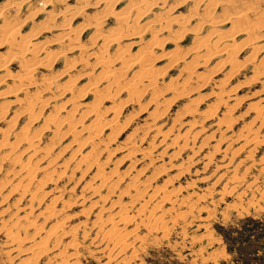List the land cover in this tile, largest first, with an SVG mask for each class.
Wrapping results in <instances>:
<instances>
[{
	"label": "rangeland",
	"instance_id": "obj_1",
	"mask_svg": "<svg viewBox=\"0 0 264 264\" xmlns=\"http://www.w3.org/2000/svg\"><path fill=\"white\" fill-rule=\"evenodd\" d=\"M4 1L5 0H0V7L3 5ZM80 1L81 0H65L61 4L66 5L69 8H74L79 3H82ZM93 1L95 2L97 0L86 1L87 6H85L84 12L89 16H94V14L101 15L109 4L106 0H98V4L93 5ZM223 1L225 2V0H213L214 3L216 2V4H218L215 9L214 5L211 7V5L207 4L208 2L206 3V0L204 2H201L200 0H185V2H183V0H167L165 2L167 5L165 6L166 8H155L151 14L141 19V23L136 30H139L144 23H146V20H150L156 13H159L162 10L173 9L169 12L165 11L167 15L170 14L168 15L169 18L173 16H188L190 18L191 15L197 14L199 18L191 20L189 23L186 22L184 29H186V27H194L195 29H198L199 26L201 27V30H198L199 34L204 36L206 33L215 29L213 28L215 25L214 23L212 24V21L221 19L227 14V12H230L228 10L224 13L222 9L223 7H221L224 3ZM233 1L234 3H238L240 0ZM244 1L245 4L252 3L251 5L264 7V0H241L242 3H244ZM204 3L210 7H207ZM125 5V1L117 3L114 4L112 9L115 12H120L124 10L126 7ZM191 5L192 7H190ZM202 12H204L205 15H212L210 17L212 20L210 22L208 21V24L205 23L207 20ZM24 14L22 13V16ZM113 19V17H109L106 27H110L114 24L115 20ZM201 21L204 22L201 23ZM55 23L58 27L62 24L59 19H57ZM74 26H77V23H75ZM176 28H178V25L173 22V24L170 25L171 31L163 32L159 34V36L161 38L162 36L163 38H167L171 36L172 31L179 29ZM136 30L127 31V33H132ZM229 30V25L223 26L220 34L225 35L229 33ZM166 33L169 34V36ZM260 33L261 35L264 34V27H262ZM57 34H61V32L53 29L42 34L39 39L41 41H47L51 38H55V35L57 36ZM89 35H91V32H87L85 37H83V34L81 38L85 40ZM187 35L182 40H172L174 43L171 42L160 45L153 50L151 54L153 56H151V58L158 57V59L156 58L157 60L155 59L153 61V66H155V69L158 67L157 71L162 72L164 70V72L161 73V78L158 79V88L156 87L152 91L145 88L146 85H148L147 82L142 83V85L145 84L143 86L144 88L142 85L139 86L137 90L138 94L136 93L137 95H135V99L133 100H136V103L133 102L134 104H129L126 107L125 102L127 100V94L120 90V92L117 91L118 87H115L117 85L111 82L113 79L108 81V83H112L109 88L106 86V81L102 82L103 84L99 86L100 95L108 94L107 89H110L109 94L115 91L114 93L118 96L113 95L114 97L105 98V101L103 100L101 102L99 108L103 113L99 111V113L102 114L97 120L96 116L91 115L86 111L87 106L90 107L92 100H94L92 94H88L84 97L81 96V98H77V101L74 100L73 103L72 100H70L71 102L68 101V98L71 99L72 97H75L79 91L87 86L89 80H91L89 79V77L91 78L90 75H96V73L102 70L99 66H93L95 61L98 60V57H93L92 54L98 46L101 47L103 44L100 41L95 42V44L83 49L84 51H80L82 54L84 53L83 55L76 50L69 53L67 52L69 57L74 60L75 58L78 60L81 55L88 56L89 58L86 57L84 58L85 60L82 59L83 61L88 60L87 62L80 61L81 65L76 64L77 69L73 71L70 76H65L61 81V83H65L68 78H72L73 83L75 84L74 90L67 92L66 94L64 93L65 95L63 94V97H59V99L57 98L55 100L57 101L56 103L55 101H51L48 106L37 105L39 108L36 106L34 113H37L36 110L38 108L40 113L38 115L40 116H38L39 120L36 121L34 125L35 128H40L39 126L42 125L43 120H46L47 117H49L48 115L52 112H56L57 110L55 107L60 104H65L67 111L69 112H72L73 109H75L72 113L76 119H79L82 114H86L82 118L83 121L81 120L82 122L80 121V123H78L82 125L77 127V124L74 126V129L78 132L81 131V129L78 130V128H83L85 127L84 125L88 126L94 123L96 128H99L98 126H102V124L105 125V123L111 121L114 116L110 113L109 109L112 104L119 105L123 102L125 105H122L123 107L121 106V115L118 120H116V123H113L114 125L112 124L114 128L112 126V128L104 127L101 130L102 132H98L95 129L93 134H97L95 143L98 147L95 146V148H92L90 144H74L72 143L74 136L72 134L67 133L68 135L59 137V132L54 130L56 132L54 133V131H52L55 129L54 125L49 128V131L44 133L39 145L45 147L43 146L44 144L46 146H48V144L52 145L53 140L60 139L59 141L57 140V142L53 141V144L56 145L54 147V153L60 155V157H57L59 163L68 162V169L64 172L65 176L58 177V179L55 177L52 183L46 184L44 182L42 187L39 188L37 196L34 197L33 200L30 196L35 190L34 186L38 183V180L44 179L47 176L40 171L37 173L33 171L32 174L36 177L31 180H26L24 175L26 176L27 173L31 172L38 166L49 163L50 159L47 158L45 162H42L37 160L39 158L38 155L37 157H30L32 164L30 167L22 169H20L19 166L12 164L11 166H13L14 171L18 172L12 171L10 166L11 162L0 161V185L2 186H0V264H29V260L31 259H35L32 264H56L60 262L61 257L65 258L66 262L72 264H242L239 255V243L230 245L232 251H229L227 247L229 243L225 241L224 234L231 233L232 236H235L236 234L233 229L236 228L240 224V220L244 218L253 217L264 222V123L260 126V121L254 118V110H251L255 105H263L264 103V94L261 92V89L264 88V82L253 83L248 86L244 85L245 81L248 80V76L251 74V70L253 69L252 66L254 64H248L246 68L242 69L236 75H229V72L231 71L230 67L228 65L226 66V64L223 66L219 64L221 58H224L226 55L211 57L207 63L201 64V59L199 58L196 60V57H200L204 51L200 52L198 55L188 53L184 55V64H169L168 59L163 58L162 54L172 50L177 45L179 50L182 49L181 52H183V54L186 53V48L190 46L192 41L190 40L192 39V35ZM211 37L212 36H210V38ZM215 39H217V37H212V40ZM243 39V36L239 35L236 38V43H243ZM254 43L253 46L259 48L264 44V40L261 37L258 39L256 38ZM137 44L139 43L135 42L134 39L125 36L121 42L110 46V49H108L109 53L107 54V58L109 60L114 58V61L111 63L112 65L109 67L114 73H118L116 76L119 75V69L123 65V62L126 59L132 60V58L136 57L138 54L137 50L143 48V42L139 45ZM227 44L228 43L226 42L220 43V41H218L216 49L219 48L220 50ZM117 47L122 49H125L126 47L128 48V53L125 57H118V51H114V48ZM4 49L5 47L3 49L0 47L1 55L4 53ZM48 49L55 52L63 48L50 45ZM253 51V47H247L246 49L239 48L236 54L241 62H244L245 59L247 60L248 57L251 56L253 59L255 58L254 61H258L264 56V51L260 52V49L258 51ZM181 54L182 53L180 52L178 53L179 56H181ZM40 57L43 60L46 59L45 54L43 53ZM198 63L200 65H198ZM44 64H46V61H44ZM187 66H194L195 69L192 70L195 73L188 76L189 73L187 74L184 72L187 70V68L185 69ZM8 67L10 73L15 76L10 77L11 80H5V83L0 85V92L10 90L11 87H13L14 78L17 76L16 65L13 63ZM47 68L48 67H41L39 69L38 74L35 77L36 81L41 80L43 75H50ZM136 69L137 67L130 70L128 75ZM85 70L90 72V75L81 78L80 74L84 73ZM162 75L164 77H162ZM1 76L2 74H0V77ZM187 77L190 79L188 78V80ZM121 79L122 78L119 79L120 84H125L126 80ZM203 81L205 82L202 83ZM167 84L169 85L166 86ZM170 84H173V86L176 84V87H170ZM6 85L10 88H7ZM199 86H201V88ZM141 87L145 90L143 91ZM166 87H169V91L166 90ZM233 87L236 88L233 89ZM114 88L116 90H114ZM140 88L143 91H141L142 93L139 91L141 90ZM219 88L222 90H219ZM229 90L232 91L228 93ZM33 91L34 89H30L29 94ZM51 91L52 92H47L43 95L42 98L44 97L43 99H45L58 93L57 89H52ZM153 91L155 94H153L152 97L151 94ZM219 91H221L220 94L222 97L220 98H222V101L220 98L215 100L217 98L212 94V92L218 93ZM24 95L25 94H21L20 97ZM152 98H154V100ZM7 100L8 99L6 98L5 100L0 99V112L2 111L0 115L6 113L0 119V135H2L1 132L3 133L7 131L9 129L8 127H10V133H7H9L10 141H13L15 137L18 136L19 127L24 125L29 118L24 115L23 117H17L20 107L16 105L7 104L6 107H3L2 105L7 103ZM194 100H196V104L193 103L195 102ZM221 102L223 103L221 104ZM190 103L197 106L196 110L192 111L194 114L188 111V108L192 106ZM8 105L13 108H9ZM41 107H43V109ZM103 107H106L107 109ZM104 110L108 112H105ZM185 112H187V114H185ZM52 115H54V113H52ZM60 115L65 118L68 114L61 113ZM16 117L18 119H16ZM221 117L226 118V120L229 119V121H226ZM220 120H222V122H219ZM254 121H256L255 124ZM194 122L197 125H193ZM258 124L261 127H259L260 129L258 130L261 144H255L252 141L247 143V145L243 144V137L238 139L240 133L246 134L248 128L257 129ZM172 125L174 126L171 127ZM255 125L257 128H255ZM119 128L121 129L119 130ZM59 130H61V132L63 130L66 131L67 127H63ZM117 132L118 134H116ZM176 133L187 135L180 137L177 145H171L170 138ZM79 134L78 136H81V140H84L88 135L85 130H82ZM155 134L156 136L154 137ZM111 136H115V139ZM139 136L140 138H138ZM212 136L213 138H211ZM107 137L111 138V140ZM140 139L143 142H141ZM184 141H186V143ZM130 142L139 144L138 149H141L143 152L146 150L147 153L144 152V154L146 153L145 155L140 154V152L130 153V151L126 149ZM105 144L109 145L106 146ZM242 145L245 146L243 147ZM66 146L68 147L66 148ZM22 147L25 148L26 145L22 144L19 149L22 150ZM61 149H63V153L61 152ZM88 151L91 152L88 154ZM24 154V158H27L31 153L26 150L24 151ZM94 154H96V156H94ZM88 155H90V157ZM13 157L14 156H12V158ZM99 168L102 169L99 170ZM100 171L104 173L106 171L105 174L112 178L109 181H113L112 184L108 182L104 186V183L101 184L100 179H95V176L98 177L99 174L97 172ZM15 174L20 175L17 176ZM149 178L152 182L151 184L153 188L164 187L167 189L168 193L171 194V199L174 201V208L170 209V204H165L159 209L156 207L154 213L157 216L162 215L160 217L162 220L160 219V221L162 224L164 223V228L159 229L155 226L154 228H151V230L148 227H145L138 218H136L134 222H131V224H128L127 230H131L134 226H139H137L136 232L131 234V236L122 238V240L127 242V245L124 249H121L122 247L119 243L113 245V243L108 242L103 233L104 231L111 229L115 224L116 218L114 219L113 216L122 205L130 207L131 200L134 199L136 193L133 194L135 190L130 188L129 184H134L136 190H145L143 185ZM96 184L99 185L97 186ZM107 184H109V186ZM22 186H30V190H28L25 195L21 192ZM90 186H96L97 193L93 192V190L89 188ZM64 191L66 192L64 193ZM59 194H64L63 200L65 201L66 208L64 207V209L58 212V214L56 213L55 216L50 218L45 217L44 219V216H46L44 213L47 208L46 205ZM151 194L152 191L148 190V194H145L146 196L144 199H148ZM160 199V196H157L155 199H149V205L151 207L155 206ZM67 201L69 203H67ZM139 202L141 201L139 200ZM135 203L138 205V202H134L133 204ZM56 206L57 208L62 207V202H57ZM30 213L33 217H31ZM25 218L31 221H34L35 219L37 221L35 222L38 224L37 226L39 227L41 224L40 226L43 229H40L39 233L33 236L34 227L32 225L22 227V224L26 223ZM64 218H66L65 221ZM111 218L113 220H110ZM60 219H63L65 222V224H63V231H59L57 236H54L55 238L52 236L51 239L49 238V241L47 242V245L50 248L47 251L48 253L46 251L44 254L42 253L44 256L40 254V257L37 260L32 256L31 249L34 248V245H31V241L36 238L38 241L42 237L45 239L48 228L54 225L57 221L61 222ZM14 223H16V225ZM21 227L22 229H19ZM10 231L11 233L18 234L21 238V244L19 247H16V245L8 239L6 234H9ZM142 236L145 237L143 238ZM68 242H70L69 244L71 245L67 244ZM59 253L61 254L59 255ZM253 264L257 263L254 262Z\"/></svg>",
	"mask_w": 264,
	"mask_h": 264
},
{
	"label": "bare ground",
	"instance_id": "obj_2",
	"mask_svg": "<svg viewBox=\"0 0 264 264\" xmlns=\"http://www.w3.org/2000/svg\"><path fill=\"white\" fill-rule=\"evenodd\" d=\"M64 1L65 0H63V1L62 0H5L3 5L0 7V21H1L0 22V47L2 49L5 47L4 53L2 55L0 54V74H2V76L0 77V85L4 84L5 80H11L10 77L15 76V75L10 73V70L8 67L10 64L14 63L16 65V70H17V76L13 80V87H11L10 90H5L4 92H0V99H4V100H5V98L8 99L7 103H5L6 105L5 104L2 105L3 107L4 106L6 107L7 104L16 105V106L20 107V111H18L17 117L18 116L23 117V115H24V116H28V118H29V119H27L28 121L26 120V123L24 125L19 127L18 136H16L17 138L15 137V139L13 141H10V139H9L10 127H8L9 129L6 128V129H8L7 131H5L3 133L1 132L2 135H0V161H5V162H9V163L11 162L10 166L13 164L15 166H19L20 169H22V168L30 167V165L32 164L30 157H33V156L37 157V155H38L39 158L37 160L42 161V162H45V160L47 158L50 159L49 163H46L45 165H42V166H38L37 168L33 169L31 172L27 173L26 176L24 175V177H26V180L27 179L31 180L34 177H36L34 174H32L33 171H35L36 173L38 171H40L47 176L44 179L38 180V183L35 186L33 185L35 190L33 189L34 191L31 193V196H30V198H32V200L34 199V197L37 196L38 190L40 187H42V184L44 182L46 184L52 183L54 181L55 177H57V179H58V177L65 176L64 172L66 171V169H68L67 168L68 162L59 163L57 157L58 156L60 157V155H57L58 153H56V154L54 153V147L56 145L53 144V141L57 142L58 139H55V138H54L55 140L52 139L53 140V141L51 140L52 145L48 144V146H46L44 144L43 146H45V147H41L39 145L40 141H42V136L44 135V133L49 131L50 130L49 128H51L52 125H54L55 129H53L52 131L55 130L56 132H59V137H63L65 135L72 134V135H74L73 139H72V143L80 144V145H83V144L89 145L90 144L92 148H95V146H97L95 143L96 139H97L96 138L97 134H93L95 129L98 132H100L104 127L110 128L113 123H116V120H118L119 116L121 115V110H120L121 106L125 105V103H126L125 106L127 107V105H129V104L132 105V103L136 101V100L135 101H133V100L135 99V95L138 94L137 90H138L139 86L142 85V83L147 82L148 85H146L145 88H148L151 91L157 87V85L159 83L158 79L161 78V73L164 72V70L162 72L157 71L158 67L155 69V66H153V61L156 58L158 59V57L152 59L151 56H153V55H151V54L157 46L159 47L160 45L171 43L172 40H175V41L179 40V39L182 40L185 38V36L187 34L188 35L190 34V35H192L191 36L192 39H190L192 41H191L190 46H188L186 48V50H187L186 53L183 54V52H181L182 49L179 50V47L177 45L172 50L162 54L163 58L168 59L169 64H172V63L175 65L178 63L184 64L185 63L184 55L188 54V53L193 54V55H198V54H200V52L204 51V53H202V55H200V57H196L197 58L196 60H198L199 58L201 59V62L198 61L201 64L207 63V61L210 60L211 57H216L217 55H221V56L226 55L224 58H221L220 61L218 60L220 62V63L219 62L218 63L222 66L224 64H226V66L228 65L230 67L231 71L229 72V75H231V76L236 75L242 69L246 68V66L248 64H254L252 66L253 69L251 70V74L248 76V80L245 81L244 85L248 86L249 84L264 82V56L261 59H259L258 61H254L255 58L253 59V57L251 56V57H248L247 60L245 59L244 62H241L237 57L238 55L236 54V52H237V50H239V48L246 49L247 47H253L254 51L255 50L258 51L259 49L261 50L260 52L264 51V44H262V47H259V48H257V46H253L255 44L254 40H256V38L258 39L261 37L264 40V34L261 35V33H260L262 31V27H264V7L257 6V5H255V6L251 5L252 3L251 4H248V3L245 4V1H244V3H242L241 0L238 1V3H234L233 0H231V1L225 0V2L223 1L224 3L222 2L223 4L221 7H223L222 9H223L224 13H226V11H228V10L230 12H227V14L225 16L223 15L224 16L223 18L217 19L216 21H212V24L214 23V25H215V27H213V28H215V29L206 33L207 35L205 34L203 36L202 34L201 35L199 34L198 30H201L200 29L201 27H199V26H198V29H195L194 27L193 28L186 27V29H184V25L186 24V22L189 23V21L196 20L197 18H199L197 16V14L191 15L190 18L188 16H186V17H179V16L175 17V16H173V17L169 18L168 15H170V14L167 15V13L165 11H167V12L172 11L173 10L172 7H171L172 10L168 9V10H162L164 12L161 11V12L156 13V14L154 13L155 15H153V17L150 20H146V23H144V25L139 30L138 29L136 30V28L141 23V19L143 17H147L149 14H151L153 12V10H155V8H166L165 6H167V5L165 2L167 0H111V1L106 0L107 3H109V4H108L107 8L105 9V11L102 12L101 15H99V14L95 15L94 14V16H89L88 14H86L84 12L85 6H87L86 5L87 0H81L80 2H82V3L78 2L79 4L74 8H69L66 5H62L61 3H63ZM124 1L126 2V5H125L126 7L124 8V10H122L120 12H115L112 9L114 4L121 3ZM200 1L204 2L205 0L204 1L200 0ZM83 2H85V3H83ZM98 2H99L98 0L95 1L93 3V5L94 4L97 5ZM183 2H185V0H183ZM206 3L211 5V7L214 5L215 9L217 8L216 6H218V4H216V2L214 3L213 0H206ZM207 4L204 3V5H206V6H207ZM209 5L207 7H210ZM219 5H220V3H219ZM190 7H192V5ZM202 9H206V8H202ZM211 10H212V8H211ZM195 11H196V9H195ZM209 11H206V12H209ZM22 13L23 14L25 13V14L22 16ZM195 13H193V14H195ZM202 14H204V12H202ZM211 16L212 15H210V14H208V15L204 14V17L207 20L205 23H207L208 21L210 22L212 20L210 18ZM109 17H113L114 18L113 20H115V21H114V24L112 26L106 27ZM57 19H59L62 23L59 27L55 23V21ZM173 22H175L178 25L179 29L176 28L178 30H174L175 32L172 31L171 36H169V34H170L169 32L171 31L170 25L173 24ZM203 22L204 21H201V23H203ZM75 23H77V26H74ZM226 25H229V29H230L229 33H227L225 35L220 34L222 27L226 26ZM53 29L58 30L59 32H61V34H57V36L55 35V38H51L47 41H41L39 39L42 36V34H45L46 32H49L50 30H53ZM131 30H136V31H133L132 33H127V31H131ZM167 31H169L168 32L169 34L166 33L169 37L163 38V36H162V38H161L159 36V34H161L163 32H167ZM87 32H91V35H89V37L87 39L83 40L81 37L83 34H84L83 37H85ZM239 35L243 36V38H244L243 43H241V42L236 43V38ZM125 36L130 37L131 39H134L135 42H137L139 44H141V42H143L144 45H143V48L141 50H139V49L137 50L138 54L136 55V57L132 58V60L126 59L123 62V65L119 69V75L116 76V74H118V73H116V72L114 73V71L112 69H110V67H109L110 65H112L111 63L114 61V58H112L110 60L107 58V54L109 53L108 49H110V46L116 45L119 42H121L122 39L125 38ZM210 36L217 37V39L212 40V37L210 38ZM98 41L102 42L103 45L101 47L98 46V48L92 54L93 57H95V56L98 57L97 58L98 60L95 61V64H93V66L94 65H96V67L99 66L100 68H102V70L100 72L96 73V75H90L89 74L90 72H87L86 70L84 71V73H81L80 74L81 78L87 77L88 75H90L91 78L89 77V79H91V80L87 79V80H89L87 86L83 90L79 91L75 97H72L71 99L68 98L69 99L68 101L72 100V103H73L74 100L77 101V98H81V96L84 97L88 94H92L94 96L93 97L94 100H92L90 107L87 106L86 111H87V113H90L91 115L96 116V120H97L98 117H100V115L103 113V111H100V108H99L101 102L105 98H112V97H114L113 95H115V96L117 95L114 93L115 91L112 92L111 94H109L110 89H107L108 94H102V95L99 94V92H100L99 86L101 84H103L102 82L106 81L105 83H106V86H108V88L110 87V85L112 83H114L115 85H117L115 87H118L117 91L120 90L121 92H125L127 94L126 102L125 103L122 102V104H119V105L112 104V106L109 109H110V113H112L114 116H113L112 120L109 122L107 121L108 123H105V125L102 124V126H98L99 128H96L94 126V123H93V124L88 125V126L84 125L85 127L82 126L83 128H78V130H80V129H81V131L85 130L88 133V135L86 136V138L84 140H81V136H78V134L81 131L78 132L76 129H74V126L77 125L78 123H80V121L82 120V118L86 114L85 113L82 114V116H80L79 119L77 118L78 119L77 120L75 118L74 114L72 113L75 109H73L72 112H69V111H67V107L65 106V104H60L59 106L55 107V109L57 111L52 112V113H54V115H52V113L50 114L51 116L48 115L49 117H47L46 120L45 119L43 120V123H45V124L42 123L43 126L38 125L40 128H37V127L35 128L34 125H35L36 121L39 120L38 116H40V115H38V114H40L38 111V108H39L38 106L39 105L40 106L41 105L48 106V104L51 103V101H55L57 98L59 99V97L60 98L63 97L62 95L64 93L66 94L67 92L74 90L75 84L73 83L72 78H70V79L68 78V80L65 83L64 82L61 83V81H62V79L65 78V76H67V77H68V75L70 76V74L77 69L76 64H80V61H83V60H85L84 58L88 57V56H82L84 53L82 54L80 51L88 48L89 46L95 44V42H98ZM218 41H220V43L226 42L228 44L224 48L219 50V48L216 49L217 45H218ZM172 43H174V42H172ZM139 44H137V45H139ZM50 45L56 46V47H61L63 49H60V50L53 52V50L48 49V47ZM127 49H128L127 47L125 49L117 47V48H114V51L115 52L118 51V53H117L118 57L123 58L128 53ZM75 50L79 51L82 54L81 57L78 58V60H76V58H75V60L71 59L68 55L69 52H73ZM179 52L182 53L183 55L181 54V56H179L178 55ZM42 53L45 54V57H46V59H44V60L40 57V55ZM254 54H253V56H254ZM73 57H75V56H73ZM87 60L83 61V62H87ZM44 61H46V64H44ZM198 65H200V64L198 63ZM41 67H48L47 69L49 70L50 75H43L41 80L36 81L35 77L38 74V71ZM135 67H137V69L134 70L132 73L130 72L131 74L128 75V72L130 70H133ZM186 68H187V70L184 72L187 74L189 73L188 76L195 73L192 70V69H195L194 66H187V67H185V69ZM162 69H165V68H162ZM166 70H165V72H166ZM182 71H183V69H182ZM162 77H164V76L162 75ZM198 77H199V75H198ZM120 78H122L121 80L125 79L126 83L120 84V80H119ZM188 78L189 77H187V79ZM111 79H113V80L111 81ZM109 80L112 83H108ZM169 81L172 82L171 80H169ZM121 82H125V81H121ZM175 82H176V80H175ZM204 82L205 81H203L202 83H204ZM223 82H224V80H223ZM107 83H108V85H107ZM184 83H187V82H184ZM144 85H142V87ZM168 85L169 84H167L166 86H168ZM175 85L173 86V84L172 85L170 84V87L173 86V88H174V87H176ZM185 85H187V84H185ZM6 86H7V88H10L8 85H6ZM222 86H224V85H222ZM199 87L201 88V86H199ZM221 88H219V90ZM235 88L233 87V89H235ZM30 89H34V91L30 92V94H29ZM52 89H57L58 93L43 99L44 97L42 98V96L45 95L47 92H52L51 91ZM142 89L139 91L141 92ZM168 89H169V87L166 90H168ZM114 90H116V89L114 88ZM144 90L145 89H143V91ZM171 90H172V88H171ZM232 90H229L228 93ZM178 91H180V90H178ZM103 92H106V91H103ZM157 92H159V91H157ZM220 92L221 91H219L218 93L212 92L214 97L217 98L215 100H218L220 97H222ZM261 92L264 94V88L261 89ZM175 93H176V91H175ZM21 94H25V95L20 97ZM153 94H155L154 91L151 94V96ZM139 95H141V94H139ZM174 95H176V94H174ZM178 95H180V94H178ZM180 96H178V97H180ZM182 96H183V94H182ZM152 99L154 100V98H152ZM221 99L222 98H220V100ZM156 100H158V99H156ZM114 101H115V99H114ZM194 101L195 102H193V103L196 104V100H194ZM197 101H199V100H197ZM200 101H201V99H200ZM56 102L57 101H55V103ZM153 102H155V101H153ZM222 103L223 102H221V104ZM191 104L192 103H190V105ZM194 104H192V106H190V108H188L189 109L188 111L192 112V111L196 110L197 106ZM36 106L38 107L36 110L37 113L36 112L34 113ZM85 106H86V104H85ZM198 106H200V105H198ZM11 107L9 106V108H11ZM41 108L43 109V107H41ZM103 108H106V107H103ZM5 110H7V109H5ZM39 110H41V109H39ZM216 110H214V111H216ZM251 110H254V113H255L254 118H256L257 120L260 121L259 124L261 126V124L264 123V103H263V105H258V106L255 105V107H253V109H251ZM99 111L102 113H99ZM185 111H187V110H185ZM1 112H0V114H1ZM3 112H7V111H3ZM105 112H108V111H105ZM61 113L62 114L66 113L68 115H67V117L63 118V116L60 115ZM192 113L194 114V112H192ZM211 113H212V111H211ZM211 113H209V114H211ZM5 114L0 115V119ZM185 114H187V112H185ZM225 114H227V113H225ZM159 115H161V114H159ZM200 116H202V115H200ZM17 117H16V119H18ZM43 118H45V117H43ZM227 118H229V117H227ZM224 119L226 120V118H224ZM126 120H127V118H126ZM123 121H125V120H123ZM226 121H229V119ZM127 122H129V121H127ZM195 122L193 123V125L194 124L197 125ZM219 122H222V120H220ZM219 122H217V123L220 124ZM255 122L256 121H254V124H255ZM122 123H124V122H122ZM122 123H120V124H122ZM190 124H192V123H190ZM252 124H253V122H252ZM259 124H258V128L255 125L256 126L255 128H257V129H254L252 127L253 129H250V128H248L250 130L247 129L246 134L240 133V135L238 136V139L243 137V140H244L243 144H245V145H247V143H249L250 141L254 142L255 144H259L261 141L260 135H258V130L261 128L259 126ZM81 125L82 124H78L77 127L81 126ZM116 126H117V124H116ZM173 126L174 125H172L171 127H173ZM63 127H67V130L66 131L63 130L61 132V130H59V129H61ZM191 127H192V125H191ZM120 129L121 128H119V130ZM177 130H178V128H177ZM55 131H54V133H56ZM167 131H168V129H167ZM7 132H9V133H7ZM11 132H12V130H11ZM118 132L116 134H118ZM168 132H166V133H168ZM148 133H149V131H148ZM185 133H187V132H185ZM184 135H187V134H183V135H180L179 133L174 134V136L170 138L171 145H174V144L177 145V143H179L180 137H183ZM155 136H156V134L154 135V137ZM263 136H264V134H263ZM59 137H56V138H59ZM108 137H110V136H108ZM111 137H113V136H111ZM113 138L115 139V136ZM138 138H140V136ZM211 138H213V136ZM108 139L111 140V138H108ZM186 140H188V139H186ZM108 142H104V143H108ZM141 142H143V141L141 140ZM184 142L186 143V141H184ZM49 143H51V142H49ZM99 143H100V141H99ZM22 144H25L26 147L25 148L22 147V150H21L19 148L21 147ZM68 145H70V144H68ZM107 145H109V144H107ZM138 146H139V144H137L135 142H130L126 149H128L130 151V153L140 152V154L145 155L147 153V151L145 150L144 152H146V153L144 154V152L141 149H138ZM67 147L68 146H66V148ZM26 150L28 152L30 151L31 154L29 156H27V158H24V156H25L24 151H26ZM61 150H62L61 152L63 153V149H61ZM129 151H128V153H129ZM90 152L88 151L87 153L89 154ZM96 153H98V152H96ZM12 156H14V157L12 158ZM88 156L90 157V155H88ZM94 156H96V154H94ZM89 157H88V159H89ZM71 159H72V157H71ZM82 161H83V159H82ZM11 168H12V171H14L13 166H11ZM101 169L99 168V170H101ZM14 172H18V171H14ZM97 173H99V174H98V177L95 176V179H100L101 184L104 183L103 184L104 186L106 183H108L112 179L111 177H109V175L107 176V174H105L106 171H105V173L101 172V171L97 172ZM15 175H17V174H15ZM19 175H17V176H19ZM157 177H159V176H157ZM150 178L147 181H145V183L143 185L145 190H142V189L136 190V186L134 184H129V187L135 190V192H133V194L136 193V195H134V199L133 200H131L132 198L130 199L132 205L130 204V207L122 205V207H120V209L115 213L116 216L115 215L113 216L114 219L116 218L115 224L112 226L111 229L106 230L103 233L108 242L113 243V245H116L117 243H119L122 247L121 249H124L127 245V242L125 240H122V238L126 237V236H131V234L136 232L137 226H139L136 224L137 226H134L131 230H127L128 224H131V222H134L136 220V218H138L141 220L140 222H142L144 224V226L148 227L149 229L154 228L155 226H156V228L158 227L159 229L164 228V226H163L164 223L162 224V222L160 221V219H161L160 217L162 215L157 216L154 213V211L156 210V207H158L157 209H159L161 206H163L165 204H170L171 205L170 209L174 208V201L171 199V194L168 193L167 189H165L164 187H161V188H157V187L155 188L154 187L153 188ZM153 178L155 179L154 176H153ZM112 182H109V183L112 184ZM2 185H4V184H2ZM107 185L109 186V184H107ZM113 187H115V186H113ZM89 188H91V190H93V192L97 193L96 186H94V187L90 186ZM16 189H17V187H16ZM18 190H20V189H18ZM28 190H30V186H22L21 192L24 193V195H25V193H27ZM148 190H151L152 194L149 196L148 199H144V197L148 194ZM65 192L66 191H64V193ZM29 193H30V191H29ZM126 193H128V192H126ZM63 195L59 194L57 197L52 199V201H50L49 204L46 205L47 208L45 209V212H44L46 214V216H44V219H45V217L50 218L52 216H55V214L56 213L58 214V212L63 210L64 207L66 208L65 201L63 200ZM157 196L161 197L160 201L158 200L159 202L157 204H155V206L151 207L149 205V201H150L149 199H151V198L155 199ZM139 200L141 202H139ZM18 201H20V200H18ZM57 202H62V207L57 208V206H56ZM134 202H138V205H136L137 203L133 204ZM67 203H69V202L67 201ZM32 205H30V206H32ZM30 214H27V215H30ZM31 217H33L32 214H31ZM65 219L66 218H64V221H65ZM60 220H61V222L57 221L54 225H52L48 228L47 233L45 235V237H46L45 239H43L44 237H42L38 241L36 240L37 238L31 241V245H34V248L31 249L32 256L35 257L37 260L40 257V254H42V253L44 254L45 251L47 252L48 249H50L47 245L49 238L51 239V236L52 237L57 236V233L59 231H63V229H64L63 224H65V222L63 221V219H60ZM110 220H113V219L111 218ZM35 221H36L35 219H34V221H31V220L25 218L26 223L25 224L23 223L22 224L23 226L21 225L22 227H28V226L32 225L34 227L33 228V230H34L33 236H35V234H38L40 229L41 230L43 229L40 226L41 224L39 223L40 225L38 227L37 226L38 224L36 223L37 221L36 222ZM99 221H101V220H99ZM14 224L16 225V223H14ZM22 227L19 229H22ZM73 232H74V230H73ZM70 233H68V234H70ZM6 235H7L8 239H10L11 242L16 245V247H19V245L21 244V238L19 237L18 234L11 233V231H10L9 234H6ZM70 235H72V234H70ZM142 237L144 238L145 236H142ZM60 241H61V239H60ZM69 243L70 242H68L67 244H69ZM69 245H71V244H69ZM60 254L61 253H59V255ZM34 261H35V259L29 260V264H32ZM62 263L63 264H72V263L66 262V259L61 257L60 262L56 263V264H62Z\"/></svg>",
	"mask_w": 264,
	"mask_h": 264
},
{
	"label": "trees",
	"instance_id": "obj_3",
	"mask_svg": "<svg viewBox=\"0 0 264 264\" xmlns=\"http://www.w3.org/2000/svg\"><path fill=\"white\" fill-rule=\"evenodd\" d=\"M235 236L225 233L224 239L228 250L232 251L230 245L239 243V255L242 264L264 263V222L256 218H244L240 224L233 229ZM261 252V254H260Z\"/></svg>",
	"mask_w": 264,
	"mask_h": 264
}]
</instances>
